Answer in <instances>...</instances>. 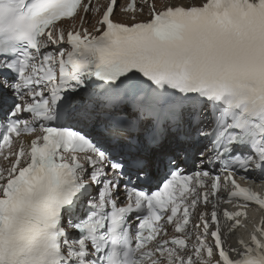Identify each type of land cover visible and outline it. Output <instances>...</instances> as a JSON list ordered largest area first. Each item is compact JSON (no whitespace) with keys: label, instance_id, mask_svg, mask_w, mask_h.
<instances>
[{"label":"bare ground","instance_id":"1","mask_svg":"<svg viewBox=\"0 0 264 264\" xmlns=\"http://www.w3.org/2000/svg\"><path fill=\"white\" fill-rule=\"evenodd\" d=\"M162 1H164V3L165 4H183V5H189V4H192V3H194V4H200L201 3V1L202 0H154V3H155V5L157 6V7H160L161 6V2ZM124 6V3H122V7ZM137 19H144V16H143V14L142 15H134ZM129 15L128 14H120V13H115L114 14V18H116L117 20H119V21H124V20H127V21H129ZM85 19H87L88 20V22L87 23H89L92 19H93V17L91 16V15H89V14H86L85 15ZM84 25V24H83ZM84 26H86V27H89V25H84ZM197 211H198V209H197ZM193 223H194V221H193Z\"/></svg>","mask_w":264,"mask_h":264}]
</instances>
